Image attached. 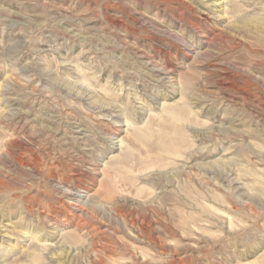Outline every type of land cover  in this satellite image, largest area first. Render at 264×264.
Instances as JSON below:
<instances>
[{
	"label": "rangeland",
	"instance_id": "1",
	"mask_svg": "<svg viewBox=\"0 0 264 264\" xmlns=\"http://www.w3.org/2000/svg\"><path fill=\"white\" fill-rule=\"evenodd\" d=\"M0 264H264V0H0Z\"/></svg>",
	"mask_w": 264,
	"mask_h": 264
},
{
	"label": "bare ground",
	"instance_id": "2",
	"mask_svg": "<svg viewBox=\"0 0 264 264\" xmlns=\"http://www.w3.org/2000/svg\"><path fill=\"white\" fill-rule=\"evenodd\" d=\"M243 21H244V20H243ZM154 64H155V63H154ZM169 70H170V69H169ZM169 70H168V72H169ZM173 70H174V69H173ZM168 72H166V74H165V72H164V74H165L166 77L170 76V74H169ZM171 72H172V71H171ZM171 72H170V73H171ZM168 78H169V77H168ZM171 78H172V77H171ZM167 80H168V79H167ZM172 84H173V83H172Z\"/></svg>",
	"mask_w": 264,
	"mask_h": 264
}]
</instances>
